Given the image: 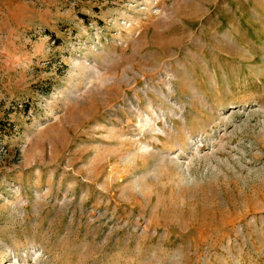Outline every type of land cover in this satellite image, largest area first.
<instances>
[{
	"label": "rangeland",
	"instance_id": "obj_1",
	"mask_svg": "<svg viewBox=\"0 0 264 264\" xmlns=\"http://www.w3.org/2000/svg\"><path fill=\"white\" fill-rule=\"evenodd\" d=\"M0 264H264V0H0Z\"/></svg>",
	"mask_w": 264,
	"mask_h": 264
}]
</instances>
